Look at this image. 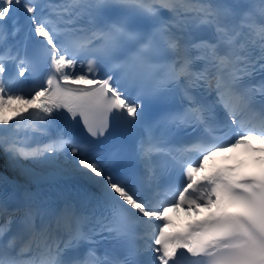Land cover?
Wrapping results in <instances>:
<instances>
[{"label":"snow or ice","instance_id":"1","mask_svg":"<svg viewBox=\"0 0 264 264\" xmlns=\"http://www.w3.org/2000/svg\"><path fill=\"white\" fill-rule=\"evenodd\" d=\"M256 142L264 0H0V264H264Z\"/></svg>","mask_w":264,"mask_h":264},{"label":"bare ground","instance_id":"2","mask_svg":"<svg viewBox=\"0 0 264 264\" xmlns=\"http://www.w3.org/2000/svg\"><path fill=\"white\" fill-rule=\"evenodd\" d=\"M9 115H12L11 113H9ZM3 155V154H2ZM5 160V157L2 156L1 160H0V179H4V180H9V179H13V181L15 183H17L18 185H23L25 182V180L23 181L22 179H14L11 177L12 174H10V171H9V167L7 165H5L3 163V161ZM12 171V170H11ZM16 176V175H15ZM174 213L177 215V216H180L181 218L183 216H185L186 214L190 213L189 211L185 210L184 208H180V209H177V210H174Z\"/></svg>","mask_w":264,"mask_h":264},{"label":"rangeland","instance_id":"3","mask_svg":"<svg viewBox=\"0 0 264 264\" xmlns=\"http://www.w3.org/2000/svg\"><path fill=\"white\" fill-rule=\"evenodd\" d=\"M2 154H0V160H1V158H2ZM3 163L5 164V165H7L8 167H9V171H10V174H12L11 175V177L12 178H14V179H24L25 180V178L21 175V174H19V172L17 171V170H14L13 168H11L9 165H8V163H7V161H6V159L3 161ZM12 170V171H11ZM16 175V176H15ZM23 180V181H24ZM25 182V181H24Z\"/></svg>","mask_w":264,"mask_h":264}]
</instances>
